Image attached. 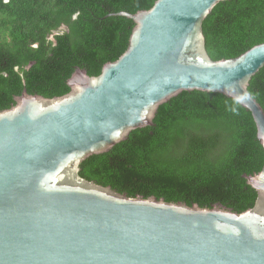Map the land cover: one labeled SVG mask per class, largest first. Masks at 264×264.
Wrapping results in <instances>:
<instances>
[{
	"label": "water",
	"instance_id": "1",
	"mask_svg": "<svg viewBox=\"0 0 264 264\" xmlns=\"http://www.w3.org/2000/svg\"><path fill=\"white\" fill-rule=\"evenodd\" d=\"M227 0H156L120 12L134 21L127 50L99 76L76 68L70 92L23 93L0 111V264H264V164L244 175L252 208L130 198L80 176L90 156L153 125L184 91L221 94L247 109L264 149V109L251 79L264 43L214 61L203 22Z\"/></svg>",
	"mask_w": 264,
	"mask_h": 264
},
{
	"label": "trees",
	"instance_id": "2",
	"mask_svg": "<svg viewBox=\"0 0 264 264\" xmlns=\"http://www.w3.org/2000/svg\"><path fill=\"white\" fill-rule=\"evenodd\" d=\"M156 0H0V111L30 95L60 97L76 68L99 76L127 50L134 21ZM53 32V41L48 37ZM212 60L264 43V0L220 2L203 22ZM248 91L264 109V67ZM264 149L252 114L221 94L184 91L160 105L153 125L90 156L80 176L130 198L220 205L241 213L257 194L244 175L262 170Z\"/></svg>",
	"mask_w": 264,
	"mask_h": 264
},
{
	"label": "flooded vegetation",
	"instance_id": "3",
	"mask_svg": "<svg viewBox=\"0 0 264 264\" xmlns=\"http://www.w3.org/2000/svg\"><path fill=\"white\" fill-rule=\"evenodd\" d=\"M48 39H49L50 41H53V32H52L51 35L48 37Z\"/></svg>",
	"mask_w": 264,
	"mask_h": 264
}]
</instances>
